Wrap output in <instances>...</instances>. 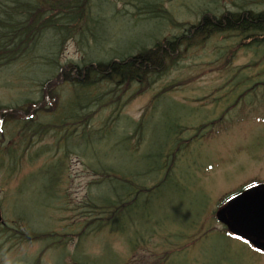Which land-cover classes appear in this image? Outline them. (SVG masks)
<instances>
[{"label":"rangeland","instance_id":"obj_1","mask_svg":"<svg viewBox=\"0 0 264 264\" xmlns=\"http://www.w3.org/2000/svg\"><path fill=\"white\" fill-rule=\"evenodd\" d=\"M159 1L181 23H194L198 19L196 15L205 9L216 11L220 6V12L237 9L234 5L237 0ZM93 3L94 11L100 17L94 24L98 41L88 44L87 47H81L74 40L68 39L59 53L63 66L87 62L85 60H104L112 54H133L139 47L152 48L166 37L180 33L179 28L168 26L161 19H148V14L133 0H93ZM263 9L264 6H259L254 10L261 11ZM46 36L35 45V53H40L38 48L44 47L49 42ZM227 45L222 36H219L198 55L190 56L188 59L183 58L177 69L171 71L169 75L159 77L145 94L134 97L127 102L133 96V92H136V85H133L129 89L130 91L126 92L119 107L121 114V122L118 126L119 133L126 131L131 133L133 131V126L129 125L128 121H138L143 116L146 106L152 104L151 99L161 89L172 82L180 84L173 91L158 99L153 111V119L143 129L145 137H143L142 144L136 153L137 157H133L132 164L137 161V158H140L138 166L146 171V167L155 160V155L161 146L170 139L168 123L180 120L179 123L182 124L190 116L194 122L187 124L188 126L192 125L193 128L182 136L188 138L201 124L219 118L223 112L221 110L232 105L236 97L249 86H240L232 98L227 97V101H220L214 107L213 98L225 97L221 91L224 84H229L225 89L228 94L234 91L231 85L238 79L236 72H238L240 80L264 81V61L253 65L259 54H256L252 49L238 51L232 63L225 66V55L228 51L225 47ZM217 46L221 50L217 49ZM34 60L35 56H29V61L25 58L18 65H9L0 70V107L14 105L16 102H20L18 105H22L23 100L30 99L35 102L40 99L38 88H30L27 78L40 80L52 74L55 68L33 67ZM260 89V96L257 95L259 92L254 93L251 98L245 100L244 104H242V99L238 100L240 110L237 111V105H233L235 109L232 115L238 116L239 122H231L225 133L214 139H212L213 137H205L195 142L198 145L190 152L194 155L193 163L198 168L194 166L195 170L193 169L190 155L186 153L189 147L177 153L178 164L180 165L182 162L184 164L180 167L178 174L174 175L172 180L164 183L158 192L151 197L152 201L148 206L147 212L153 219L145 223L146 230L158 231L151 238L150 247L152 249L150 254L153 256H151L152 259H148V264H159V259H164V264H167L166 262L172 255L169 254L171 251L180 253V255L169 264H264V253L256 251L245 241L221 233V230L215 229L211 220L209 221L210 228L203 235L197 234L191 247L190 242L186 240L179 242L174 240L175 234L180 231L178 228L188 230L191 219H197L200 211L207 212L218 198L230 194V192L241 190L250 184V181L253 183L264 182V88ZM103 93H106L105 87L101 94ZM251 102H255V105L249 106ZM46 110H50L49 107ZM115 111V105L104 106V109L88 125V130L96 131L102 128L104 123L108 127V115ZM7 117L12 118L13 116ZM35 118V116L32 117L33 120ZM45 119L48 118L45 116ZM249 119L255 121L250 122ZM17 122L23 123L21 119H18ZM1 131L2 129H0V133ZM80 131L81 127L74 132V136H78ZM90 141L93 146L97 145L96 136H90ZM43 143L50 144L51 140L46 139ZM61 143L62 138H60V145L56 154L52 151L47 158L37 154L36 160L30 163V167L26 168L25 172L20 170L13 173L11 176L17 179L16 181H6L4 176L0 174L2 219L9 226L18 229L20 235L27 234L32 226L35 231H58L65 222L74 223V219L68 217V212L64 213L61 209L65 205L68 209L74 206L78 208L82 189L88 182L87 177L91 175L82 170V167H85L84 164L89 163L85 157L88 160H94L91 146L88 144L86 147V142L80 139L77 140V143L68 142L71 152H68L64 159L65 161L68 158L65 186L71 195L69 199L62 195L54 199L50 206L49 220L47 210H41V206L48 201L43 191L49 183V178L43 173L28 176L29 172L40 168L44 161L51 156L54 157V154L55 164L60 166L59 162L62 161L60 158L64 151ZM99 148V151L104 154L107 164L110 161L123 169L131 168V166H127L128 154L123 148L119 147L113 156H108L105 146L99 145ZM78 150L83 155L76 153ZM208 165H211L212 169L206 170ZM24 174L26 177L19 186L18 180ZM148 177L151 181L156 179L154 175H148ZM18 186L20 195L18 194ZM103 190L107 195L108 189ZM20 213L30 218L31 222L26 223L24 217H14ZM209 219L206 215L205 221ZM216 226L220 228L218 224ZM192 232L193 230L183 234L190 236ZM85 233L89 232L86 230ZM169 235L173 237H168ZM108 240L111 241L115 253L125 260L129 258L145 260L150 255L142 251L133 255L121 239L109 237ZM74 243L68 245L66 252L74 250ZM186 245L187 247H183ZM42 248L43 244L39 242L9 241L3 245L0 251V264H34ZM85 256H87L85 260H88L85 262L90 264H111L108 263V258L103 256L99 238L87 241ZM76 257L79 258L78 253ZM62 260V252L49 249L43 253L40 264H61ZM65 263H71L69 256L65 258ZM120 264H123V261Z\"/></svg>","mask_w":264,"mask_h":264},{"label":"trees","instance_id":"obj_2","mask_svg":"<svg viewBox=\"0 0 264 264\" xmlns=\"http://www.w3.org/2000/svg\"><path fill=\"white\" fill-rule=\"evenodd\" d=\"M133 1L148 14V19H161L166 25L179 28L181 32L166 37L152 48L136 49L133 54H112L104 60L84 59L87 62L63 66L59 53L68 39L74 40L81 47L98 41L94 24L100 17L94 11L93 0H0V70L9 65L15 66L21 59L27 58L29 61V56H35L33 67L55 68L48 77L40 80L30 79V88L37 87L43 101L37 106L28 102L25 110H16L12 113L23 122L13 125V128L16 126L18 130L10 129L9 120H3L6 132L4 138L0 140V174L6 181L13 178L8 172L29 168L28 162L36 158L37 154L41 152L45 155L53 151L52 148H36L37 141L50 139V145L54 147L56 154L61 131L64 132L62 144L65 145L66 140L69 142L74 133L69 128L76 129L77 125L82 128L83 134L89 136L104 135L108 132V156L114 153L115 149L119 150V147L127 152L130 150L132 138L129 135H121L119 141L112 143V146L109 134L118 127L121 117L118 111L121 96L130 91L133 85L137 88L133 97L146 93L159 77L169 75L171 71L177 69L183 58L198 55L220 35L225 36L224 41L231 44L227 46L230 57L236 49L243 48L247 43L252 44L253 41L260 47L264 46V9L256 11L251 7L264 6V0H237L238 3H234L237 9L234 11L222 10L218 13L206 9L192 24L178 22L159 0ZM48 34L50 35L46 36ZM45 36L49 42L38 48L40 53H35V45ZM48 46L49 48H46ZM232 48L234 50H231ZM217 49L221 50L219 46ZM227 53L225 63L228 60ZM116 55L118 56L115 57ZM177 85L178 83L172 82L161 89L157 97L172 91ZM104 87L106 93L101 94ZM59 97L66 107L63 119L57 118L55 112L50 121L40 119L47 104L51 105V109L64 107L60 105V101L56 102V98ZM107 105H115L116 108V111L108 116V127L104 123L97 132L89 131L88 125ZM29 115H36V118L29 120ZM60 116L62 117V114ZM187 126L188 124L178 126L175 123V134L180 135L187 130ZM87 138L86 141L90 140V137ZM102 142L103 140L94 146L93 143L90 144L95 163L88 166L87 170L92 172V177L100 178L93 186H108V194L104 193L103 186L101 189L103 196L97 197L95 201L88 199L78 208L74 206L71 209L65 205L61 211L68 212V217L74 219L73 224L64 221L60 230L53 231L55 234L51 232L36 234L29 230L23 237L25 240H45V249L63 247L64 241L83 235L89 230L96 236L104 234L108 238H120L133 249L147 243V238L140 232L138 226L142 227L143 223L152 219L147 210L154 192L145 187V182L139 180V173L132 172L131 168L123 169L110 161L106 165L105 159L101 158L104 157L103 153L99 151V145L105 146ZM167 146L168 142L161 146L155 155L156 161L147 171L148 174L156 176L162 169L165 170L161 183L172 180L177 169L174 157L179 146L172 148L170 158L161 162ZM63 153L65 157L60 158L62 165L68 155L66 147ZM55 154L41 166L42 170L46 169L49 176V183L45 188L48 192L45 194L53 197L56 192L62 193V196L69 199L68 190L64 189L61 183L65 170L61 171L60 166L55 164ZM49 163L51 165H47ZM137 165L135 164V169ZM46 173L43 174L47 176ZM16 233L15 227L0 225L1 238H11ZM108 238L101 237L106 250L111 243ZM4 244L1 239L0 251Z\"/></svg>","mask_w":264,"mask_h":264},{"label":"water","instance_id":"obj_3","mask_svg":"<svg viewBox=\"0 0 264 264\" xmlns=\"http://www.w3.org/2000/svg\"><path fill=\"white\" fill-rule=\"evenodd\" d=\"M229 230L264 250V185L244 191L217 212Z\"/></svg>","mask_w":264,"mask_h":264}]
</instances>
